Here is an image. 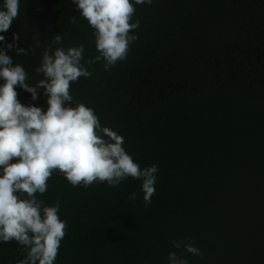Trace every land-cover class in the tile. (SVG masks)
Instances as JSON below:
<instances>
[{"label":"trees","instance_id":"trees-1","mask_svg":"<svg viewBox=\"0 0 264 264\" xmlns=\"http://www.w3.org/2000/svg\"><path fill=\"white\" fill-rule=\"evenodd\" d=\"M134 6L138 40L126 60L110 73L91 65L70 94L124 138L141 169L158 166L155 194L145 207L142 181L73 187L54 172L36 194L45 206L59 199L67 222L54 264H169L171 242L184 238L204 256L187 254L189 264H264V0ZM92 33L72 0H20L0 49L34 87L45 47L84 45L87 60L98 55ZM58 34L61 45L52 43ZM15 90L23 105L47 110L43 89L35 101ZM23 258L15 241L0 242V264Z\"/></svg>","mask_w":264,"mask_h":264},{"label":"clouds","instance_id":"clouds-1","mask_svg":"<svg viewBox=\"0 0 264 264\" xmlns=\"http://www.w3.org/2000/svg\"><path fill=\"white\" fill-rule=\"evenodd\" d=\"M81 17L93 29V58L85 60L84 45L45 47L41 64L35 69L44 79L34 87L27 81L22 65L0 49V242L15 241L24 255L17 264H54L67 222L58 212L61 201L45 206L36 194H44L54 172H59L73 187L85 188L93 183L117 187L129 177L142 181L145 207L152 202L159 168L153 164L141 169L123 147L124 138L107 126H102L93 108L77 102L70 94L71 82L90 78L88 68L103 62L106 72L126 60L131 45L138 40L133 34L140 26L135 5H151L153 0H72ZM20 0H4L0 10V33L7 32L19 14ZM76 24V17L70 18ZM5 37L0 35V41ZM13 44L18 34H13ZM52 43H63L60 34ZM37 47L40 43L37 42ZM35 49L19 48L16 55H28ZM19 87L31 94L33 101L47 97V110L23 105L15 90ZM74 105V106H73ZM26 194V195H25ZM137 193L129 195L135 200ZM169 264H189L187 254L203 259V253L190 238L173 240ZM179 253V254H178Z\"/></svg>","mask_w":264,"mask_h":264}]
</instances>
